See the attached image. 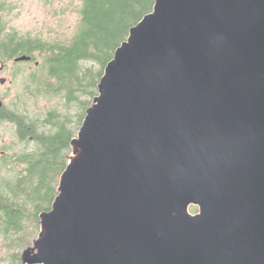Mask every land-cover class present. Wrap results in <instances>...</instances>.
I'll list each match as a JSON object with an SVG mask.
<instances>
[{
    "label": "water",
    "instance_id": "water-1",
    "mask_svg": "<svg viewBox=\"0 0 264 264\" xmlns=\"http://www.w3.org/2000/svg\"><path fill=\"white\" fill-rule=\"evenodd\" d=\"M96 87L22 264H264V0H154Z\"/></svg>",
    "mask_w": 264,
    "mask_h": 264
},
{
    "label": "trees",
    "instance_id": "trees-1",
    "mask_svg": "<svg viewBox=\"0 0 264 264\" xmlns=\"http://www.w3.org/2000/svg\"><path fill=\"white\" fill-rule=\"evenodd\" d=\"M153 4L154 0H82L76 31L65 39L43 32H17L18 52H49L40 57L36 83L43 95L58 98L60 105L41 117L18 112V140L25 149L18 151L17 175L0 191V235L5 246H18L19 250L38 232V214L50 208L57 194L60 174L71 153L70 141L96 95L105 64L126 39L129 28L150 12ZM5 8L0 4V12ZM14 35L6 33L8 38ZM32 143L35 146L27 149ZM24 237L28 240L21 247ZM18 254H11L12 262Z\"/></svg>",
    "mask_w": 264,
    "mask_h": 264
},
{
    "label": "rangeland",
    "instance_id": "rangeland-1",
    "mask_svg": "<svg viewBox=\"0 0 264 264\" xmlns=\"http://www.w3.org/2000/svg\"><path fill=\"white\" fill-rule=\"evenodd\" d=\"M1 1L6 2V8L3 10V12L0 13V26L6 30H15L17 32H21L22 34L31 35H34L37 32H43V34L49 35L50 37L57 35L65 39L75 33L80 21L79 10L82 5V0ZM28 85L29 84L27 78H25L24 76L18 77V112H25L29 115L40 116L46 114L49 109H53L56 104H59L57 103L59 102L58 98L56 99L54 98V96L51 97L50 95H43L39 91L40 89L37 86L38 84ZM27 87L29 88L27 91H25ZM92 99L93 98H91V101ZM62 104L59 108H62ZM73 111L74 109L71 110V112ZM71 128V126H68V129ZM34 146V143L29 144V146H27V149H31ZM23 147L24 145L22 146V148ZM20 149L21 147L19 145V147L15 148L13 151H19ZM6 172L7 173L2 176V180L4 179L5 182L10 181L14 178V176H11V174L15 175L16 172H18V166H13L11 167V171ZM196 210V206H189V211L191 213L195 212ZM37 234L38 232L31 238V240L29 239L30 241L28 240V238L24 237V243H21L20 246H24L27 240L28 242L26 243L25 247L20 248L19 250L18 246L12 248L5 246V239L4 237H2V235H0V264H22L21 253L25 248H27V246H32V240L37 237ZM13 252L19 253L14 262H12L13 259L11 256Z\"/></svg>",
    "mask_w": 264,
    "mask_h": 264
},
{
    "label": "flooded vegetation",
    "instance_id": "flooded-vegetation-1",
    "mask_svg": "<svg viewBox=\"0 0 264 264\" xmlns=\"http://www.w3.org/2000/svg\"><path fill=\"white\" fill-rule=\"evenodd\" d=\"M0 4L5 6L6 2L0 0ZM8 32L15 35L8 38ZM46 54L49 52L41 49L18 52L17 31L0 29V191L3 184H6L2 176L6 171H11V167L18 166V151L13 150L19 145L21 149H25V146L22 148L24 144L18 140V77L24 76L29 85H36V78L41 70L40 57ZM20 55L29 58L18 61ZM196 212L197 210L193 213Z\"/></svg>",
    "mask_w": 264,
    "mask_h": 264
}]
</instances>
